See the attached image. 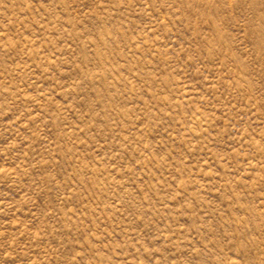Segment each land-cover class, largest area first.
<instances>
[{
	"label": "rangeland",
	"instance_id": "374dc122",
	"mask_svg": "<svg viewBox=\"0 0 264 264\" xmlns=\"http://www.w3.org/2000/svg\"><path fill=\"white\" fill-rule=\"evenodd\" d=\"M0 264H264V0H0Z\"/></svg>",
	"mask_w": 264,
	"mask_h": 264
}]
</instances>
